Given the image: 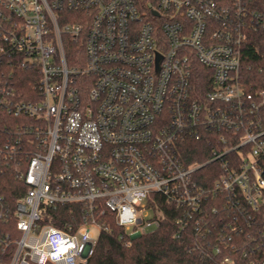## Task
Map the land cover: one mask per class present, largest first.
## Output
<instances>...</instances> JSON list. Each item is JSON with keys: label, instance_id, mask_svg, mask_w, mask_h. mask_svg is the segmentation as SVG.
Instances as JSON below:
<instances>
[{"label": "built area", "instance_id": "obj_1", "mask_svg": "<svg viewBox=\"0 0 264 264\" xmlns=\"http://www.w3.org/2000/svg\"><path fill=\"white\" fill-rule=\"evenodd\" d=\"M257 29L264 0H0V73L10 59L39 75L30 100L0 84V109L35 121L25 170L20 141L0 138V172L13 161L27 187L13 211L0 194L18 235L8 258L0 227V264H86L112 222L132 238L160 227L153 195L195 212L223 195L250 229L245 264H264V77L250 88L241 73ZM209 133L222 149L185 165L179 144ZM70 205L76 224L43 223Z\"/></svg>", "mask_w": 264, "mask_h": 264}, {"label": "trees", "instance_id": "obj_2", "mask_svg": "<svg viewBox=\"0 0 264 264\" xmlns=\"http://www.w3.org/2000/svg\"><path fill=\"white\" fill-rule=\"evenodd\" d=\"M243 58L242 77L248 87L254 88L264 77L260 71L264 64V29L251 32L243 48ZM2 72L0 84L3 82L6 89L14 86L18 100L34 98L39 81L37 71L25 70L8 59ZM34 125L35 121L30 118L15 117L0 109V138L10 145L20 141L22 152L16 163H20L22 170L26 169L32 151L30 141L33 134L30 128ZM218 135L209 133L207 137L200 135L199 138H187L181 142L178 150L185 165H199L210 160L215 150L222 149ZM15 167V163L10 161L3 165L0 172V194L12 206L11 211L27 190ZM195 178L198 185L205 189L213 188L216 181V175L208 168H201ZM153 199L159 204L158 209L163 211L161 225L156 231L132 238L112 222L109 231L100 233L95 253L86 264H223L227 256L232 257L233 264L247 262L243 252L244 247L246 251L250 247L241 242L250 229L240 212L230 207L226 197L217 195L203 200L197 212L178 209L158 195H153ZM153 210L157 208L153 207ZM79 213V205L49 209L45 212L43 223L65 229L68 224L77 223ZM8 226V223L0 222L3 232L10 233L9 258L15 250L14 241L18 235L13 225ZM236 226L243 227L242 235L234 231ZM229 237L236 244L235 249L226 246Z\"/></svg>", "mask_w": 264, "mask_h": 264}, {"label": "rangeland", "instance_id": "obj_3", "mask_svg": "<svg viewBox=\"0 0 264 264\" xmlns=\"http://www.w3.org/2000/svg\"><path fill=\"white\" fill-rule=\"evenodd\" d=\"M95 234H96V232H95ZM97 235V234H96Z\"/></svg>", "mask_w": 264, "mask_h": 264}]
</instances>
